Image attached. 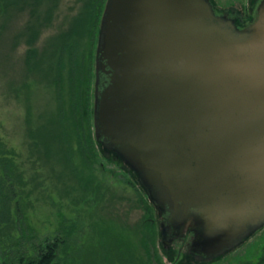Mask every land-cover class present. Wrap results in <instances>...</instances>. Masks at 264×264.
<instances>
[{"label": "water", "instance_id": "95a60500", "mask_svg": "<svg viewBox=\"0 0 264 264\" xmlns=\"http://www.w3.org/2000/svg\"><path fill=\"white\" fill-rule=\"evenodd\" d=\"M92 118L162 236L207 260L240 245L264 226V0L241 28L210 0H106Z\"/></svg>", "mask_w": 264, "mask_h": 264}, {"label": "rangeland", "instance_id": "374dc122", "mask_svg": "<svg viewBox=\"0 0 264 264\" xmlns=\"http://www.w3.org/2000/svg\"><path fill=\"white\" fill-rule=\"evenodd\" d=\"M236 1L242 0H215L222 7ZM96 2L0 0V157L19 175L13 185L2 184L8 200L0 218L11 222L0 226V263L19 264V255L46 239L59 241L54 264H175L179 258L165 246L161 218L129 169L102 147L95 145L92 159L79 144L86 146L88 133L94 139L102 16ZM73 77L80 82L75 91ZM263 245L264 228L244 243L242 257L257 258ZM227 258L224 264L238 259Z\"/></svg>", "mask_w": 264, "mask_h": 264}, {"label": "trees", "instance_id": "16d2710c", "mask_svg": "<svg viewBox=\"0 0 264 264\" xmlns=\"http://www.w3.org/2000/svg\"><path fill=\"white\" fill-rule=\"evenodd\" d=\"M105 2H106V0H97V2H96L98 4L97 5V7H98L97 18L101 16L103 9H104V6H105ZM91 67H92V63L89 62L88 63L89 69H88V76H87V80H86V83H87L86 87L88 86V83H90V80H91ZM72 70H73V68H72ZM74 70H75V68H74ZM59 77L61 78V74L59 75ZM70 82H71V88H73V90L75 91L76 90L75 86L78 85L80 82L75 81L74 77L70 79ZM88 90H89L88 92L90 93L91 92L90 86H89ZM77 95H78V93H77ZM88 97L89 96L87 94V99L89 100ZM72 106H75V107H73V111H72L74 113V111L77 110V106L75 105L74 102H72ZM72 122H73V128H76L77 124L80 123L79 121H77V117H73ZM83 139L86 143V146H84L83 143H81V142L79 144L82 148L85 147L87 149V150L85 149L87 151L86 155L88 154L93 159L92 154L95 151V147L96 146L99 147V145L96 143L95 139L92 138L90 133H88V135L84 136ZM103 152L107 153L104 151V149H103ZM0 153L2 154L1 150H0ZM113 158L121 163V161L119 159H117L115 156H113ZM129 172L133 176V178L136 179V181H137L136 175L130 169H129ZM0 173H3L2 176H0V215H1V213H3L4 211H7V200H8L7 197H5V191L3 189L4 187L2 184H5L6 182L9 183V182H11L12 179L18 180L19 175L17 174V170L15 169L13 162L10 159H7V157H0ZM9 185H13V183L12 184L9 183ZM5 214L7 215V212ZM5 214H4V216H5ZM10 222H11V220L7 221V216H5V219L0 218V226H1V223H3V224H6V227L8 228L9 227L8 223H10ZM59 246L60 245H59L58 239H55V240L46 239L41 244L33 245L32 253L30 252L31 254L22 253L21 255H19L18 256L19 257L18 258L19 264H54ZM115 248L119 250V247H115ZM113 250L114 249L111 248L110 251L112 252ZM106 252L109 253V250H107ZM103 257H105V253L103 254ZM108 257H110V256H108ZM120 258H123V257L120 256ZM118 260H120V259H118ZM104 261L105 260H103L102 263H99V260H98V261L92 262V264H103ZM120 263L123 264V261H121ZM0 264H9V263L7 262V259L4 258V260H2V262Z\"/></svg>", "mask_w": 264, "mask_h": 264}, {"label": "flooded vegetation", "instance_id": "af4514ba", "mask_svg": "<svg viewBox=\"0 0 264 264\" xmlns=\"http://www.w3.org/2000/svg\"><path fill=\"white\" fill-rule=\"evenodd\" d=\"M213 8L216 12L217 15L229 18L232 20L239 28L246 26L256 16V11L257 7L260 4L262 0H242V1H236L238 2L235 3V7H222L218 5L215 0H210ZM263 227L259 228L260 230L263 229ZM160 229L163 230L160 226ZM256 230L253 232L244 242H242L240 245L236 246L235 248L231 249L228 252H224L219 254L213 259H202L197 256H191L190 254V244L193 239V235L189 234L187 237H180L171 234L169 231L165 230L163 231V236H169L168 242L169 245H165L169 251H172L173 249L175 250L176 256H178L177 262L175 264H181L180 258L183 256V264H191V263H196V264H224V262L229 259L227 257L231 255H236L238 259L233 262V264H264V245L261 247L260 252H257L260 254L257 258L256 257H242L243 251H242V246L244 245L245 242H248V239L255 235L258 231ZM229 255V256H228ZM241 256V257H240ZM175 261L176 258H173ZM172 261V262H173ZM171 262V263H172ZM230 260L228 261V263ZM174 264V262L172 263Z\"/></svg>", "mask_w": 264, "mask_h": 264}]
</instances>
